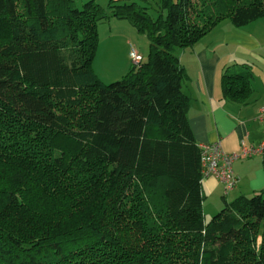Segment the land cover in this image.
Segmentation results:
<instances>
[{"label": "trees", "instance_id": "trees-1", "mask_svg": "<svg viewBox=\"0 0 264 264\" xmlns=\"http://www.w3.org/2000/svg\"><path fill=\"white\" fill-rule=\"evenodd\" d=\"M76 3L0 0V264H264V192L205 221L173 52L264 18V0ZM112 16L150 55L108 85L93 65ZM250 74H225L224 97L244 103Z\"/></svg>", "mask_w": 264, "mask_h": 264}, {"label": "crops", "instance_id": "crops-1", "mask_svg": "<svg viewBox=\"0 0 264 264\" xmlns=\"http://www.w3.org/2000/svg\"><path fill=\"white\" fill-rule=\"evenodd\" d=\"M226 26L209 44L195 45L188 64L185 57L180 61L189 75L185 92L191 98L189 120L196 143L219 142L227 154L240 155L233 164L237 184L231 192L236 199L264 192V153L241 155L244 147L264 141V18L241 28ZM229 66L251 72L252 91L244 103L224 97L222 76ZM225 188L215 176L203 180L205 196H227Z\"/></svg>", "mask_w": 264, "mask_h": 264}, {"label": "rangeland", "instance_id": "rangeland-1", "mask_svg": "<svg viewBox=\"0 0 264 264\" xmlns=\"http://www.w3.org/2000/svg\"><path fill=\"white\" fill-rule=\"evenodd\" d=\"M89 1L91 0H77L76 4L79 8H82V6ZM95 1L102 7L106 8L110 14L112 13V8H110L112 0ZM228 24L231 25L232 23L229 19H226L207 36H205V38L199 41L196 46L209 44L212 41V38L218 35L222 29L227 27L226 25ZM135 48L142 54L144 60L149 58L150 41L148 37L145 34L139 33L129 20L119 19L112 16L108 20L101 22L99 25V47L93 65L94 71L100 80L108 85L122 80L124 76H126L135 67L130 58V53ZM199 49L200 48L196 51H199ZM173 52L179 57H185V62L187 64L190 62V56L194 54L192 48H175ZM236 70V67H226V71L222 77H224L225 74L235 75ZM203 179L207 178L203 177ZM224 197L227 202L235 199L233 192H230L227 196H223L222 192H218L214 195L207 194L205 196V200L203 202V213L207 223L224 209L226 205Z\"/></svg>", "mask_w": 264, "mask_h": 264}, {"label": "built area", "instance_id": "built-area-1", "mask_svg": "<svg viewBox=\"0 0 264 264\" xmlns=\"http://www.w3.org/2000/svg\"><path fill=\"white\" fill-rule=\"evenodd\" d=\"M130 58L136 66L140 65L143 61L142 55L136 49L131 51ZM199 148L202 156L203 177L216 176L224 183L226 193L232 191L237 182L233 173V164L240 158V155L238 153L227 154L219 142L200 145ZM262 153H264V141L258 146L244 147L241 155L253 156Z\"/></svg>", "mask_w": 264, "mask_h": 264}]
</instances>
